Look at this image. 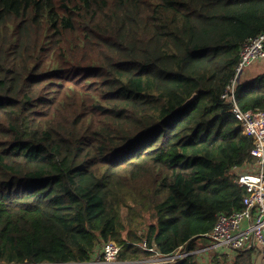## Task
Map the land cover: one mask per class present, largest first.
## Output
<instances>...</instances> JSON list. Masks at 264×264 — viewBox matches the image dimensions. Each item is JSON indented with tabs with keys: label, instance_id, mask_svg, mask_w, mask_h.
I'll return each instance as SVG.
<instances>
[{
	"label": "trees",
	"instance_id": "obj_1",
	"mask_svg": "<svg viewBox=\"0 0 264 264\" xmlns=\"http://www.w3.org/2000/svg\"><path fill=\"white\" fill-rule=\"evenodd\" d=\"M261 33L264 0H0V263H86L116 242L131 264L153 255L143 244L209 242L244 208L234 170L253 143L222 94ZM237 102L264 111V74Z\"/></svg>",
	"mask_w": 264,
	"mask_h": 264
},
{
	"label": "built area",
	"instance_id": "obj_2",
	"mask_svg": "<svg viewBox=\"0 0 264 264\" xmlns=\"http://www.w3.org/2000/svg\"><path fill=\"white\" fill-rule=\"evenodd\" d=\"M260 61H264V33L242 45L236 74L222 94V99L230 105L231 111L240 121L243 133L253 143L250 152L252 163L247 169L234 170L235 182L247 191L243 200L244 208L230 215L219 213L212 232L203 236L210 240L214 251H244L253 245L264 264V111H244L237 102V87L241 83L242 75L247 68ZM142 247L156 256L158 261L153 264H177L194 254L184 250L183 246L168 256L158 252L155 245L150 248L143 244ZM121 249L116 242H108L94 259L86 263L39 264H119Z\"/></svg>",
	"mask_w": 264,
	"mask_h": 264
},
{
	"label": "rangeland",
	"instance_id": "obj_3",
	"mask_svg": "<svg viewBox=\"0 0 264 264\" xmlns=\"http://www.w3.org/2000/svg\"><path fill=\"white\" fill-rule=\"evenodd\" d=\"M249 69H252V68L249 67L245 71H248ZM241 80H242V78H241ZM142 216H143V218L141 219V222L143 223V226H142V228L138 229L139 234H142V232H144L146 227L151 222H153L151 212L144 210V211H142ZM128 231H129V226H127L126 229L123 232V236L124 237H126ZM196 249L197 250L195 252H193V253L206 255V256L200 258V261H201L200 264H211L210 262H211V260L213 258V253H214V249L212 248V243L210 241L209 242H202V243L199 242V245L197 246ZM156 261H158L156 256L152 255V256H149V257L145 258L143 261L135 262V263H131V264H153V263H157ZM118 262H119V264H129L128 262H121L119 260H118ZM0 264H5V263H0Z\"/></svg>",
	"mask_w": 264,
	"mask_h": 264
},
{
	"label": "crops",
	"instance_id": "obj_4",
	"mask_svg": "<svg viewBox=\"0 0 264 264\" xmlns=\"http://www.w3.org/2000/svg\"><path fill=\"white\" fill-rule=\"evenodd\" d=\"M252 69H249L248 71L244 72V75H242V83H248L253 80H255L258 76L264 74V61L257 62L253 64ZM256 264H262V258L260 254H257L256 257Z\"/></svg>",
	"mask_w": 264,
	"mask_h": 264
},
{
	"label": "water",
	"instance_id": "obj_5",
	"mask_svg": "<svg viewBox=\"0 0 264 264\" xmlns=\"http://www.w3.org/2000/svg\"><path fill=\"white\" fill-rule=\"evenodd\" d=\"M194 98H195V95L189 100V102H191ZM252 248H253V245H251L249 249H252ZM185 250L189 251V244H187V246L185 247Z\"/></svg>",
	"mask_w": 264,
	"mask_h": 264
}]
</instances>
